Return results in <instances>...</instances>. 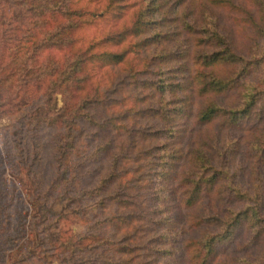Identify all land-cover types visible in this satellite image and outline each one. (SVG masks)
Instances as JSON below:
<instances>
[{
  "label": "trees",
  "instance_id": "1",
  "mask_svg": "<svg viewBox=\"0 0 264 264\" xmlns=\"http://www.w3.org/2000/svg\"><path fill=\"white\" fill-rule=\"evenodd\" d=\"M23 2L38 16L27 25L0 2V54L13 39L25 92L0 88V105L19 104L0 219L18 212L1 200L13 150L34 234L15 260L264 264V0ZM94 17L115 23L80 37ZM68 215L84 228L52 241Z\"/></svg>",
  "mask_w": 264,
  "mask_h": 264
},
{
  "label": "rangeland",
  "instance_id": "2",
  "mask_svg": "<svg viewBox=\"0 0 264 264\" xmlns=\"http://www.w3.org/2000/svg\"><path fill=\"white\" fill-rule=\"evenodd\" d=\"M81 1H85V0H81ZM1 2V0H0ZM79 3H83V2H79ZM2 9L5 11V13L7 14V17H15L16 16H20L21 20H18L17 22L20 25H27L30 23L31 19H37V14H30L28 12H26V10L24 9V2L23 0H2ZM131 8V7H130ZM129 9V8H128ZM129 11V10H128ZM129 13V12H128ZM32 17V18H31ZM119 22L123 23V19L120 18L119 20H117ZM126 21V19H125ZM115 23V21H104L103 18H97L94 17L88 21H86L84 23V25L82 26V29L79 30L78 35H80V37L86 39L88 38V36H91L93 34H98V32L101 29H105L109 26H113ZM16 24V23H15ZM249 31V30H248ZM13 45V39L8 41V44L6 45L5 49V53L0 54V60L3 63H7V67L8 70L5 74V78L4 80L1 81V85L0 88L3 87L6 83H8L10 80H15V86H11L9 89L10 90H14L16 91L15 93L17 94H13V97L16 96V98L11 97L12 101L17 100L19 97H21L22 93L24 92L23 89V82H24V78L21 76L22 72H17V74H13V71L15 69H19L20 65H19V58L17 56L14 57H10L12 56V51L10 50L11 47ZM15 46H13L14 49ZM9 52V53H8ZM47 51H44L42 53V56L46 54ZM16 53V52H13ZM18 59V60H15ZM29 79L33 82H31L30 88H26V86H24L26 89L29 90H34L36 92L41 91L46 84L47 78L44 76L40 79H37L35 76L30 75ZM38 82L40 83V89L41 90H37L35 89L37 86L35 85V83ZM30 84V83H29ZM28 84V85H29ZM57 105L61 104V100H60V95L57 94V99H56ZM19 104L16 105H0V147L2 149V151L5 149L4 147V143L3 140L6 138L5 134H4V130L6 125L9 122V115H8V108L9 107H18ZM55 131V129L51 128V127H46L45 128V133H46V137L47 139H50V136L52 135V133ZM9 139H6L8 141L7 146L8 145H12L13 141L11 136L8 137ZM6 146V147H7ZM46 148L45 151V155L48 158V155L50 154V147L49 145ZM12 150V149H11ZM5 151V150H4ZM6 154L3 152V155ZM17 156L15 155V153L12 150V156H2L3 159V170H2V177L6 180L7 184L6 185V194H4V196H1V200L4 203H9V201L13 202V205L15 204V208L17 209L18 212L15 211L14 206L13 207H8L5 210V215L2 219H0V226L4 228V232L9 230V227L13 230L16 229V233L15 235H18L19 237L14 239L10 244V246H7L5 240H3V235L0 232V264H39L40 262H38V259L36 258L37 256H31L28 257L27 259H18L15 260L16 258L14 257V255L16 253H14V251H16V248L18 249V247L21 248V242H23L25 239H27L30 235L33 234L32 232H30V230H28V222L30 219V214L29 212L31 211V206H30V200L28 197V192L27 190L22 186V184L20 183V181H18V176L16 175V172L19 173V163H17ZM51 171V170H50ZM10 214V216H7V214ZM91 216V212H87L86 213V219L89 218ZM23 223V227L24 230H21L18 233V229H20L21 224ZM84 228V221L82 218L77 217V216H73V215H68L66 218H63L59 221L58 225L52 228L53 234H52V241H56L57 238L63 236V235H67L69 233H76L80 230H82ZM22 233V236H21ZM34 235V234H33ZM32 235V236H33ZM9 245V244H8ZM22 252L19 254L20 257H22V255H25V248H23L21 250ZM18 257V256H17ZM47 260V261H46ZM46 264H59L58 260L55 257L52 256H48V258L46 259Z\"/></svg>",
  "mask_w": 264,
  "mask_h": 264
}]
</instances>
